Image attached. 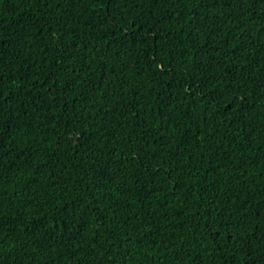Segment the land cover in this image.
<instances>
[{"label": "trees", "instance_id": "trees-1", "mask_svg": "<svg viewBox=\"0 0 264 264\" xmlns=\"http://www.w3.org/2000/svg\"><path fill=\"white\" fill-rule=\"evenodd\" d=\"M250 252L264 0H0V264Z\"/></svg>", "mask_w": 264, "mask_h": 264}, {"label": "snow or ice", "instance_id": "snow-or-ice-1", "mask_svg": "<svg viewBox=\"0 0 264 264\" xmlns=\"http://www.w3.org/2000/svg\"><path fill=\"white\" fill-rule=\"evenodd\" d=\"M250 247H251V243H250ZM249 264H264V257H261L260 261H257V258L251 254V252L249 253Z\"/></svg>", "mask_w": 264, "mask_h": 264}]
</instances>
